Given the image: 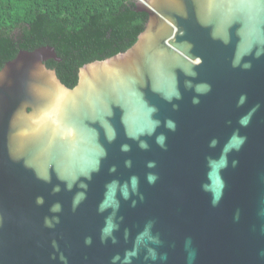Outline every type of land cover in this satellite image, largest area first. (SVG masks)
Returning a JSON list of instances; mask_svg holds the SVG:
<instances>
[{"label": "water", "instance_id": "water-1", "mask_svg": "<svg viewBox=\"0 0 264 264\" xmlns=\"http://www.w3.org/2000/svg\"><path fill=\"white\" fill-rule=\"evenodd\" d=\"M66 86L0 68V264H264V0H136Z\"/></svg>", "mask_w": 264, "mask_h": 264}, {"label": "trees", "instance_id": "trees-1", "mask_svg": "<svg viewBox=\"0 0 264 264\" xmlns=\"http://www.w3.org/2000/svg\"><path fill=\"white\" fill-rule=\"evenodd\" d=\"M136 0H0V68L20 50L54 47L45 64L73 87L84 64L125 51L147 14Z\"/></svg>", "mask_w": 264, "mask_h": 264}]
</instances>
